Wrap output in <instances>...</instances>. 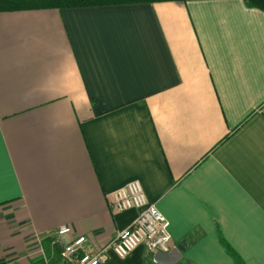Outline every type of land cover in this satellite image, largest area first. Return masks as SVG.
Returning <instances> with one entry per match:
<instances>
[{
	"label": "crops",
	"instance_id": "1",
	"mask_svg": "<svg viewBox=\"0 0 264 264\" xmlns=\"http://www.w3.org/2000/svg\"><path fill=\"white\" fill-rule=\"evenodd\" d=\"M134 179L171 250L105 264H264V9L0 12V264H65L78 235L106 246L138 214L112 205Z\"/></svg>",
	"mask_w": 264,
	"mask_h": 264
},
{
	"label": "built area",
	"instance_id": "2",
	"mask_svg": "<svg viewBox=\"0 0 264 264\" xmlns=\"http://www.w3.org/2000/svg\"><path fill=\"white\" fill-rule=\"evenodd\" d=\"M112 196L115 209L124 211L135 208L138 210L137 216L127 227L120 230L109 244L98 250L87 249L88 236H76L65 244L62 251L65 264H105L110 253L125 258L142 244L153 255L152 261L157 263L159 254L171 250L170 221L149 202L140 180L128 181L117 188ZM71 231V226L62 225L56 229L55 235L62 238Z\"/></svg>",
	"mask_w": 264,
	"mask_h": 264
},
{
	"label": "trees",
	"instance_id": "3",
	"mask_svg": "<svg viewBox=\"0 0 264 264\" xmlns=\"http://www.w3.org/2000/svg\"><path fill=\"white\" fill-rule=\"evenodd\" d=\"M162 1L188 0H0V12L40 8H74L95 5L130 4ZM248 6L264 9V0H245ZM236 264H245L243 259L234 253Z\"/></svg>",
	"mask_w": 264,
	"mask_h": 264
}]
</instances>
